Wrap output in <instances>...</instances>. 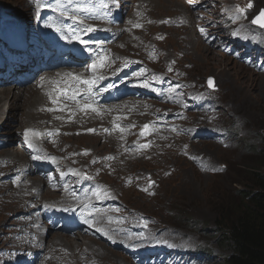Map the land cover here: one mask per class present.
<instances>
[{"label":"bare ground","instance_id":"6f19581e","mask_svg":"<svg viewBox=\"0 0 264 264\" xmlns=\"http://www.w3.org/2000/svg\"><path fill=\"white\" fill-rule=\"evenodd\" d=\"M181 2L174 13L163 17L152 15V5L143 0H98V7L68 9L66 14L47 3L33 2L26 4L30 14L25 21L0 5V31L8 26L9 33L25 32L34 34L30 39H39L50 28L74 55L67 64L71 67H66L32 51L41 56L35 70L28 74L27 67L22 69L23 79L18 82L0 80V103L13 102L8 107L15 111L9 127L20 122V110L25 116L14 132L0 131V171L6 172L0 176V188L7 190L0 195V215L8 203L22 205L14 214L11 238L0 236V264H9L11 258L14 264H152L147 257L157 252L141 250L148 246L160 251L161 264H168L173 247L182 245H177L176 228L123 200L124 192L130 190L145 197L156 194L159 179L154 171L135 164L156 161L173 149L198 172L218 174L213 170L221 166L180 142L198 140L203 146L200 139L208 137L205 131L220 126L216 109L221 110L220 102L203 91L198 93L178 67L179 57L192 47L195 53L201 51L197 45H208L200 18L186 0ZM134 4L137 9L128 11ZM31 18L33 31L24 29ZM91 21L101 22L110 31L101 37L81 28L82 22ZM73 33L89 39V46H80ZM248 35L264 39V33L249 31ZM168 38H175L180 46L167 45ZM101 57L106 58L103 66L98 63ZM93 64H97L95 71ZM69 73L81 80L99 79L89 93L88 86L73 81ZM48 81H57L59 87L49 88ZM24 95L32 96L28 106ZM192 95L203 104L189 115L193 111L186 112L185 107ZM3 109L0 104V124L9 114ZM144 125H149L147 137L138 135ZM81 136L98 139L104 149L89 141L83 145L66 139ZM139 141H146L147 147L137 146ZM209 142L223 147L215 140ZM56 169L64 172H52ZM148 181L153 182L151 187L146 186ZM109 253L115 254L114 259Z\"/></svg>","mask_w":264,"mask_h":264},{"label":"rangeland","instance_id":"374dc122","mask_svg":"<svg viewBox=\"0 0 264 264\" xmlns=\"http://www.w3.org/2000/svg\"><path fill=\"white\" fill-rule=\"evenodd\" d=\"M97 1L90 0L89 3L96 6ZM143 1L152 5L153 8L150 13L156 17L171 15L182 5L181 0ZM33 2L37 5L51 3L63 10L85 9L87 7V0H0V5L10 8L13 14L18 15L25 21L30 14V6L26 4ZM186 2L192 8L193 13L200 18V30L201 27L205 28V31H201V33L208 45L207 47L197 45L201 48V51L195 53H193L194 47H192L191 52L189 50L188 52L193 53L191 56L193 62H191V59L186 60L191 55L187 52L183 55L184 58L179 57L178 67L185 73L186 76L183 77H187L198 88V93L203 91L209 94L211 99L218 100L221 110L216 109L220 116L218 121L220 126L215 130L205 131L208 137L200 139L203 141V146L199 145L198 140L188 141L182 139L180 142L188 145V151L207 156L221 166L213 170L218 174L198 172L187 158L177 156V152L173 149L158 157L156 161L135 164V167L154 171V175L159 179L156 194L153 197H145L135 190H130L124 192L123 200L130 203L132 207L155 216L160 223L171 225L177 229L179 238L177 245H182L178 248L173 247L174 253L170 254L168 264H225L223 258L230 252V248L227 243H224L223 235L217 232L221 231L226 223L219 212H224L231 194L237 195V190L245 189L251 176V170L257 163L259 153L264 150L261 140L264 135V69L261 68H264V44L257 45L252 42L247 44V41L250 40L264 42L262 37H250L248 35L249 31L255 34L264 33V28L261 29L251 23L252 18L259 10L264 9V0H186ZM249 4L252 7L249 8ZM137 7L138 5L134 4L128 6L127 10L134 11ZM234 7H236L235 10L239 8V12L229 16L230 10ZM236 16H239L237 20L232 21ZM161 20L163 23L164 20ZM160 25L162 26V24ZM103 26L101 22L97 21L81 23L83 30L91 27L93 31L90 33H98L101 37L110 31ZM5 28L7 34H0V56L7 57V54H9L8 56L13 54L12 44L9 46L7 39L12 38L13 43L22 35L13 36L12 32H8L10 28L8 26ZM24 29L35 30L32 18L30 23L24 26ZM81 39L89 41L86 46L88 47L90 40L87 38ZM98 40L106 41L104 38H98ZM29 41L32 45L30 51L25 53L24 56L29 57L31 62L40 58L31 54L32 51L41 52L44 49L42 56L48 55L49 57L53 55L55 49L62 47L58 43L50 41L56 46L49 51L48 47H51V45L46 43L43 47V41H45L43 37L37 39L34 36ZM172 43L180 46L179 42H175V38L170 40L168 38L167 45ZM78 44L83 46L79 42ZM239 47H244L245 50L251 53L244 57L243 53L236 52ZM249 55H251V59L248 57ZM73 58L72 52H68L67 54H61L58 61L65 64L66 67H71L67 64L72 62ZM74 63H76V60H74ZM256 65L261 67L253 68ZM107 75L104 74V77L106 78ZM177 78L183 80L181 77L177 76ZM211 78L214 82V88H209L207 85L208 79ZM48 83L51 89L59 87L57 81H48ZM174 90L177 89L174 87ZM8 95L9 99L11 94ZM23 98L28 106L32 96L27 97L24 95ZM187 101L188 105L185 107V111H193L189 115L194 114L197 106L200 107L203 104L200 97L196 95H192ZM5 102L6 99L2 100L0 104L3 105V111L9 114L0 124V131L14 132L17 124L24 120L25 116L22 113L24 110H20L21 112L17 114V119L20 122L15 123L13 127H9L11 116L15 117V111L8 107V104L13 102ZM10 112H12L11 115ZM141 131H138V135H141ZM143 136L147 137L148 132L146 131ZM78 137H67L66 139L83 145H87L89 141L97 149H104L100 147L98 139H85L92 138V136ZM210 140H215L223 147L229 148H223L219 144L209 142ZM146 144V141H139L136 145L142 148ZM19 152L21 153V150ZM157 170L158 172H156ZM52 172L61 173L64 171L56 169ZM181 172H184V174ZM4 174H6L5 170H1L0 176ZM152 184L153 182L148 181L146 186L151 187ZM59 186L62 187L63 185ZM2 189L1 187L0 195L7 192V190L3 192ZM94 191L97 193L96 190ZM23 194H19V196ZM13 203L14 205L10 203L5 205L4 212L0 215V236L5 235L11 238V232L14 230V214L22 208L21 204H16L15 201ZM6 220L7 223H5ZM218 223H221V225L218 226ZM3 228L7 231L3 232ZM192 248H194L193 252H191ZM141 250L143 254L149 253L150 250L157 252L155 257H147V260L151 261L152 264L163 262L164 257L157 248L148 246ZM205 252L211 254L208 255ZM109 255L114 259L115 254L109 253ZM8 263L14 264V258H11Z\"/></svg>","mask_w":264,"mask_h":264},{"label":"trees","instance_id":"16d2710c","mask_svg":"<svg viewBox=\"0 0 264 264\" xmlns=\"http://www.w3.org/2000/svg\"><path fill=\"white\" fill-rule=\"evenodd\" d=\"M261 140L264 145V135ZM250 175L245 189L231 194L228 206L219 212L226 223L217 232L230 248L225 264H264V150Z\"/></svg>","mask_w":264,"mask_h":264},{"label":"snow or ice","instance_id":"6c2138e0","mask_svg":"<svg viewBox=\"0 0 264 264\" xmlns=\"http://www.w3.org/2000/svg\"><path fill=\"white\" fill-rule=\"evenodd\" d=\"M248 7L250 8V7H252V5L249 4ZM73 19H75V18L73 17ZM252 23L253 24H258L260 27H264V10H261V12L259 13V15L253 19ZM136 27H139V25H136ZM85 31L86 32H91V31H93V29L91 27H88L87 29H85ZM201 31L203 32V29ZM72 39L75 40V41H78L81 45H83L85 47L89 43V41L81 39L80 35L79 34H76V33H73ZM105 59H106L105 57H101L99 59L98 63H99L100 66H103L104 65V60ZM96 67H97V64H93L91 66V70L92 71H95ZM67 75L71 76L72 79H73V81H76L78 83H82V84L87 85L88 86L87 91L89 93H91V91H92V89H93V87H94V85L96 83V80L99 79L97 77H93L92 79L81 80L78 76H76L74 74L69 73ZM208 84H209V87L210 88L214 87L213 81L211 79H209ZM71 99L75 100L76 99L75 95H73L71 97ZM52 102L55 103L54 100ZM88 107H91V105H85V108H88ZM93 110L95 111V109H93ZM148 128H149V125H144L143 126V129L141 131V135L142 136L146 134V130ZM89 131H92V130L90 129ZM33 134L34 135H39V133H33ZM28 135H29L28 131H25V140L26 141H27ZM29 147H31V145H29ZM142 147H147V145H143ZM85 154H87V153H85ZM37 158L38 157H35V156L33 157V159H37ZM62 175H63V173H62Z\"/></svg>","mask_w":264,"mask_h":264},{"label":"water","instance_id":"95a60500","mask_svg":"<svg viewBox=\"0 0 264 264\" xmlns=\"http://www.w3.org/2000/svg\"><path fill=\"white\" fill-rule=\"evenodd\" d=\"M261 10H263V9H261ZM261 10H260V12H261ZM259 12V13H260ZM259 15V14H258ZM258 15H256V17L258 16ZM256 25H258V24H256ZM211 80H212V78H211ZM208 81H209V79H208ZM208 83V82H207ZM214 83V82H213ZM208 87H209V84H208ZM210 88V87H209Z\"/></svg>","mask_w":264,"mask_h":264}]
</instances>
